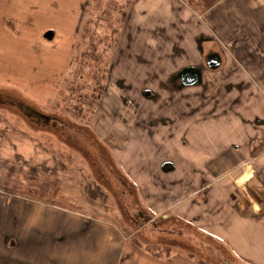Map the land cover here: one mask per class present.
I'll use <instances>...</instances> for the list:
<instances>
[{"label": "crops", "instance_id": "obj_1", "mask_svg": "<svg viewBox=\"0 0 264 264\" xmlns=\"http://www.w3.org/2000/svg\"><path fill=\"white\" fill-rule=\"evenodd\" d=\"M219 1L198 14L184 0H131L107 68L109 91L93 123L136 186L148 222H183L188 237L197 231L242 264H264V87L252 77L264 84V9H236L231 20L219 8L220 21L232 29L225 37L233 44L219 53L210 44L225 41L205 21ZM213 53L219 63L212 68L207 58ZM185 68L200 70L198 83L181 82L178 73ZM257 159L260 172L251 178L254 170L248 174L247 166ZM54 184L46 185L51 202L38 205L50 210L40 216L86 201L84 183L67 184L70 191L58 182L64 194L51 189ZM10 215L8 220H19L15 212ZM68 232L46 228L45 222L38 229L1 230L0 264H75L67 261L77 252L79 234ZM120 233L128 264H197L178 254L168 260L144 254L131 233ZM37 253L43 254L41 263H35Z\"/></svg>", "mask_w": 264, "mask_h": 264}, {"label": "rangeland", "instance_id": "obj_2", "mask_svg": "<svg viewBox=\"0 0 264 264\" xmlns=\"http://www.w3.org/2000/svg\"><path fill=\"white\" fill-rule=\"evenodd\" d=\"M130 1L0 0V231L43 228L44 222L49 229L77 231L78 249L67 261L75 264H128L121 253L120 232L131 233L142 253L163 260L178 254L197 264H242L211 237L197 231L194 238L188 237L191 231L183 222H148L149 211L136 186L112 156L110 144L95 131L97 106L109 91L107 68L118 24ZM184 1L196 13L204 12ZM211 1L209 9L219 0ZM219 8L234 20L236 9L258 12L264 0H223L205 18L225 41L222 46L210 44L220 53L233 44L225 37L232 29L220 21ZM47 31L52 32L49 38L44 37ZM243 65L250 70L245 60ZM252 77L264 87L260 78ZM11 146L16 148L13 152ZM44 166L50 171L42 170ZM249 168L254 170L251 178L260 172L250 162ZM244 174L242 181L248 177ZM48 181L55 182L51 189L63 194L58 182L70 191L67 184L84 183L86 201L71 205L73 210L66 207L40 216L50 210L38 205L51 202ZM12 212L17 222L8 220ZM35 256V263H41L43 254Z\"/></svg>", "mask_w": 264, "mask_h": 264}, {"label": "water", "instance_id": "obj_3", "mask_svg": "<svg viewBox=\"0 0 264 264\" xmlns=\"http://www.w3.org/2000/svg\"><path fill=\"white\" fill-rule=\"evenodd\" d=\"M52 36L51 31H47L44 34L45 38H49ZM219 63V56L218 54H211L207 58V65L209 67H216L218 66ZM178 77L180 78L181 82L185 85H190V84H196L200 80V70L197 68H185L180 70L178 73Z\"/></svg>", "mask_w": 264, "mask_h": 264}, {"label": "trees", "instance_id": "obj_4", "mask_svg": "<svg viewBox=\"0 0 264 264\" xmlns=\"http://www.w3.org/2000/svg\"><path fill=\"white\" fill-rule=\"evenodd\" d=\"M188 2L198 12H203L209 7L212 1L211 0H189ZM90 194H91V197H94L93 191H91Z\"/></svg>", "mask_w": 264, "mask_h": 264}, {"label": "bare ground", "instance_id": "obj_5", "mask_svg": "<svg viewBox=\"0 0 264 264\" xmlns=\"http://www.w3.org/2000/svg\"><path fill=\"white\" fill-rule=\"evenodd\" d=\"M261 158H263V157H261ZM259 160H260V159L254 160V161L251 163V164H252L251 167H255V166H257L258 163H259ZM250 171H252V169L249 168V169H248V172H249V173H248V172H247V173H248V174H251ZM238 180L240 181V178H239Z\"/></svg>", "mask_w": 264, "mask_h": 264}, {"label": "flooded vegetation", "instance_id": "obj_6", "mask_svg": "<svg viewBox=\"0 0 264 264\" xmlns=\"http://www.w3.org/2000/svg\"><path fill=\"white\" fill-rule=\"evenodd\" d=\"M180 79V78H179Z\"/></svg>", "mask_w": 264, "mask_h": 264}]
</instances>
